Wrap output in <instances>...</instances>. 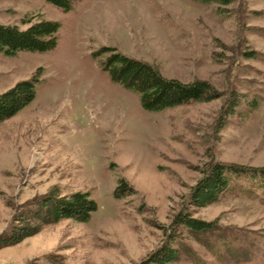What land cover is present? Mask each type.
<instances>
[{
	"label": "rangeland",
	"instance_id": "rangeland-1",
	"mask_svg": "<svg viewBox=\"0 0 264 264\" xmlns=\"http://www.w3.org/2000/svg\"><path fill=\"white\" fill-rule=\"evenodd\" d=\"M44 19L59 23L53 49L0 53V92L38 79L32 101L0 122V234L50 185L88 191L97 208L0 246V264H139L184 207L217 228L206 245L187 240L196 257L170 264H264L254 180L232 178L206 207L186 202L208 162L264 165V0H232L221 13L195 0H72L69 11L0 0V24ZM104 47L166 78L207 80L220 97L144 110L102 68ZM233 100L234 113L224 111ZM120 179L134 191L115 198Z\"/></svg>",
	"mask_w": 264,
	"mask_h": 264
},
{
	"label": "trees",
	"instance_id": "trees-1",
	"mask_svg": "<svg viewBox=\"0 0 264 264\" xmlns=\"http://www.w3.org/2000/svg\"><path fill=\"white\" fill-rule=\"evenodd\" d=\"M45 1L63 11L71 9L72 0ZM195 1L215 4L218 13L224 12L226 5L232 2V0ZM26 24L23 29L15 24H0V53L10 56L20 51L45 52L55 47L58 22L44 19ZM100 53H106L101 63L110 80L137 93L144 110L153 112L175 105L206 102L220 97L207 80L192 79L183 82L173 77L166 78L155 66L131 59L115 48L104 47L97 54ZM37 83L38 79L31 76L16 81L10 88L0 92V122L9 119L32 101ZM251 106L254 108L255 103ZM234 108L233 100L227 104L224 111L234 113ZM243 175L254 180L256 187L264 189V165L245 167L233 163L208 162L201 177L190 187L186 198L187 205L208 206L226 190L232 178ZM48 188L43 194L31 198L14 210L10 228L0 234V246L15 245L37 233L42 227L60 220L85 222L97 208L88 191L63 194L57 185H50ZM133 191L131 186L120 179L114 197L120 198ZM216 228L213 221L198 219L184 207L173 215L162 243L139 264H170L183 256L196 257L187 240L194 239L206 245L210 242H206L208 239L206 237L213 234Z\"/></svg>",
	"mask_w": 264,
	"mask_h": 264
}]
</instances>
